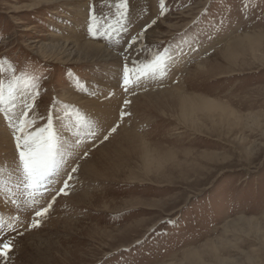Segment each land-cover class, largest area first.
I'll return each mask as SVG.
<instances>
[{
  "label": "rangeland",
  "instance_id": "374dc122",
  "mask_svg": "<svg viewBox=\"0 0 264 264\" xmlns=\"http://www.w3.org/2000/svg\"><path fill=\"white\" fill-rule=\"evenodd\" d=\"M117 2L85 0L83 12H76L82 3L75 0H0V83L6 84L15 69L29 89L39 84L46 90L38 101L42 115L53 98L67 106L66 110L58 107L56 111L69 126L79 119L74 113L86 108L84 104H70L67 100L71 95L93 94L89 100H97L91 107L112 100L114 95L110 94L120 89L133 95L131 90L139 84L138 74L142 75L139 81L171 74L169 78L177 87L185 81L180 80L178 72L196 71L190 63L182 64L179 70L178 63L208 49L207 55L200 58L209 59L212 74L188 77L185 89L199 101L209 100L210 105L165 103L154 110L152 106H135V101H143L144 97L145 101L146 95L131 100L128 125L132 126L131 121L142 123L141 130L137 128L141 141L131 145L135 150L131 152L132 148L127 147L128 154L114 157L120 161L114 173L108 170L110 165L103 167L106 162H101L102 151L90 155L100 165H96L97 170L107 172V176L96 180V184L90 181L88 188L71 192L82 181L76 179L67 189L68 195L57 196L55 202L65 198L57 206L54 202L42 220L37 218L40 226L35 231L23 225L17 228L16 214L9 227L11 222L2 215L0 242L11 240L13 248L7 258H0V264H264V0H163L164 15L159 12L161 0H130L132 23L123 38L115 32L110 37L105 35V20L116 24ZM93 6L95 22L89 19ZM157 16V23L143 39L128 49V42L143 23ZM75 19L81 25L72 28ZM98 26L99 33L93 35ZM79 30L85 32L84 40L88 35L96 46L115 54L110 66H121L118 81L122 80L121 54L127 53L130 60L136 61L128 65L127 92L122 83L118 88L104 84L106 69L100 55L88 61H84V55L78 56L79 42L74 37ZM40 48L42 54L38 53ZM223 49H230L231 56L226 55L221 63ZM165 50L170 57L169 70L161 76L160 68L150 62ZM120 106L117 115L128 107L123 101ZM91 112L88 109L86 114ZM83 118L84 114L79 126L71 128L72 134L65 135L68 142H64L63 151L68 163L76 145L74 135L84 142L82 148L92 144L90 151L112 137L109 129L104 134L108 138L103 136L95 143L101 136L94 122L84 123ZM0 119V129L10 132L0 153L4 156L0 155V168H8V175L4 169L1 178L11 184L8 176H12V170L6 168L9 165L5 157L10 158L14 150L12 130L3 117ZM117 138L109 145L116 146ZM79 161L71 163L69 170ZM62 176L63 184L67 173ZM88 179L83 178L84 185ZM2 206L10 214L9 207ZM34 216H30L29 224Z\"/></svg>",
  "mask_w": 264,
  "mask_h": 264
},
{
  "label": "snow or ice",
  "instance_id": "6c2138e0",
  "mask_svg": "<svg viewBox=\"0 0 264 264\" xmlns=\"http://www.w3.org/2000/svg\"><path fill=\"white\" fill-rule=\"evenodd\" d=\"M163 8L164 3L161 0L160 15H164ZM130 9V0H118L116 4L118 13L116 24L112 25L107 19L105 20V24L108 25L105 30L106 36L110 37L113 32L121 36V38L128 35L130 31L128 25L132 23ZM95 16L96 13L93 6L90 8L89 19L95 22ZM158 19L159 16L150 23L144 24L140 32L131 37L127 44L128 49H131L132 45L138 44L147 30L157 23ZM99 31L100 26L96 28L93 35H97ZM166 52L167 50H165V54L157 53L150 62V64H155L160 68L161 76L166 75L169 70L167 60L170 57L166 55ZM121 55L123 56L122 87L127 92L130 86V69L128 65L129 63L135 65L136 61L130 60L127 53H122ZM146 74L144 73V75ZM141 78L142 75L138 74L137 80L139 81ZM42 91L46 90L42 89L39 84L33 85L29 89V86L16 76L15 69H12V75L6 84L0 83V117H3L11 128L14 143L13 155L11 158L6 156L5 160L12 170V175L15 177L11 184H6L3 179H0V185H2L0 187V205L19 207L18 199L26 197L28 202L34 206L38 195L39 197H44L47 194L51 197V202L48 203L47 207L35 210L34 215L37 218H41L49 212L57 196L61 194L68 195L69 181L73 179L72 174L79 167L77 164L71 168L70 172H67L68 161L65 159L63 151V143L66 141L64 133L65 130H68L71 135L72 131L64 116L56 111L58 107L66 110L67 106H62L58 99L53 98L51 105L46 110V114L42 115L38 104ZM123 104L130 105L131 100L125 99ZM128 115H131V113L121 109L119 118L123 119ZM118 126L112 127L111 131L115 132ZM73 127H78V125L74 124ZM107 138L105 135L104 139ZM74 142L75 144L81 143L78 134L74 135ZM84 156H87V152L84 153ZM0 163H3V161H0ZM3 171L0 168V175H2ZM62 171L67 172V178L63 180V186L53 188L52 185H55L60 180ZM39 226L40 219H34L27 227L31 229ZM18 234L23 235V233ZM12 248L11 240L0 242V258H7Z\"/></svg>",
  "mask_w": 264,
  "mask_h": 264
},
{
  "label": "bare ground",
  "instance_id": "6f19581e",
  "mask_svg": "<svg viewBox=\"0 0 264 264\" xmlns=\"http://www.w3.org/2000/svg\"><path fill=\"white\" fill-rule=\"evenodd\" d=\"M77 3H82V2H85V0H75ZM78 5V4H77ZM85 5V4H84ZM83 5V3L82 4H79L77 7H78V9H76V12H78V11H80L79 9H81L82 10V12H83V9H84V6ZM78 10V11H77ZM82 12H81V14H82ZM86 12V8H85V11H84V13ZM83 13V14H84ZM81 16V15H80ZM84 16V15H83ZM83 16H82V18H83ZM86 17H87V14H85V18H84V20H86ZM67 18V17H66ZM78 19H75L74 21L76 22H74V24H73V27L72 28H74L76 25L79 27L81 24H79L78 22H79V20L77 21ZM151 21V18L150 19H148V21ZM147 21V22H148ZM146 22V23H147ZM78 23V24H77ZM146 23H143V24H146ZM149 23V22H148ZM142 24V25H143ZM141 25V26H142ZM77 26H76V28H77ZM140 26V27H141ZM138 27V26H137ZM140 27H138V28H140ZM136 29V28H135ZM82 32H84V31H80L79 30V32H75V34H76V37H74V38H77L78 39V42H79V44H77V46L79 47V52L77 53L78 54V56H81V55H84V61H88L87 60V58H90L91 57V59H93V57H94V55H100V58H102L103 59V64H104V66H105V69H106V75H105V78H104V80H102L103 82H104V84L106 85V86H110V87H114V88H118V86H119V83L121 84L122 82V80L121 81H118L119 80V74H120V71H119V68L121 67V66H119V65H117L116 63L115 64H111V66H110V63H112L111 61H113V59L112 58H114V56H115V54L114 53H112L109 49H104V48H101V47H98V46H96V45H98V44H96V43H93L91 40H90V37H88V35H87V38L88 39H85L84 40V34H83V36H82ZM71 33V32H70ZM85 33V32H84ZM85 37H86V35H85ZM67 38V37H66ZM69 38H70V36H69ZM73 38V37H72ZM241 40V39H240ZM239 40V41H240ZM67 42L68 43H71V41L70 40H67ZM67 42H66V46H67ZM74 42V41H73ZM30 44V43H29ZM34 44H36V43H34ZM68 46H70V44L68 45ZM99 46H101V45H99ZM37 47V46H36ZM37 48H39V47H37ZM65 48V47H64ZM54 50V49H53ZM211 50V49H210ZM39 51H41V48L38 50V53H40V54H42L41 52H39ZM209 52V50L207 49V50H205L204 52L203 51H201V53H195V54H193L192 56L190 55V57L189 58H187V57H185V59L182 61V63L181 62H179L178 63V66L180 67V69L179 70H181V65L182 64H187V63H190V66H195V69H196V71H192V70H188V72H186V71H180V72H178V74H180L181 75V77H180V80H185V81H181V83H182V85L181 84H178L179 86H177V87H175V85H177V84H174V79L173 80H171V78H169V77H171V74H167V76H165V77H162V78H158V77H152V79L154 78H156V80H158V81H156V80H154V81H152V79H146V80H143L142 79V81L140 80V81H137L139 84H138V87H137V85H136V83H135V86L136 87H133L134 89H132L131 90V92L132 93H134L133 95H135L134 97H133V95L132 94H124V93H122L121 92V89L118 91V92H115L114 94H110V95H114L113 96V98H112V100H103V101H105L103 104L102 103H99V102H97L96 104H94V106H90V105H92L93 104V102H95L96 100H97V97H94V98H92L91 100H89V98H90V96H92L93 94H90L89 96H87V97H79L77 94L76 95H71L70 97H69V100H67L68 102H70V104H76V106L78 105H80V104H84V105H82V106H85L86 108H84V109H82L84 112H82V111H80V112H75L74 113V115L75 116H79V119H74L75 121H72V122H70L69 123V128L71 129L72 127H73V125L75 124V125H78L79 126V123L78 122H80V121H82L81 120V116H83V114H84V116L86 117V118H83V121H84V123L85 122H87V121H91L92 120V123L94 122V124H95V127L97 128V130H95L97 133H99V136H101V138H99V139H95V143L96 142H98V141H100L101 139H102V137L104 136V134L107 132V130H109V129H111L114 125H115V123L117 124L118 123V127L116 128V131L115 132H113L112 133V137H109L108 139H107V141H105V142H103L102 144H100L99 146H97L96 148H92L93 150L92 151H90L89 149L91 148V145H89V144H87V146L86 147H84V148H82V145H80V144H83L84 142L83 141H81V143L80 144H76L77 145V147H76V145L73 147L74 149H73V157H71V161L68 163V165H67V172H70V165H71V163H73V162H75L76 160H80L79 161V169L77 170V173H75V174H72L73 175V179H72V182H70L69 184H70V186H73L75 183L74 182H76V179H82V181L79 183V185L77 186V183L75 184L76 186L74 187H72V190H71V192H73V190L75 191H78V190H82V189H85V188H88L89 187V185H90V181L93 183V184H96V180H99V178H103L104 179V177H106L107 176V172H104V174L103 173H101L99 170H97L98 168H97V166L96 165H98V166H100L99 164H97L96 162V160L94 159V157H92V156H90V155H92V154H94V152H97V153H100L101 151L103 152V161H101L102 163L103 162H106V164H105V166L103 165V167H106L107 165H110L109 166V168H108V170H112V172L114 173V171L115 170H117V168L119 167V163H120V161H119V163L114 159V157L118 154L119 156H122V155H124V154H128V151L126 150V148L128 147L129 149L130 148H132V146L131 145H133V143L134 142H136V141H141L140 139H138V126H140L139 127V129L141 128V125H142V123L139 121V123L137 124L136 122H138V121H134V122H132L131 121V124H132V126L131 125H128L129 124V122H130V118H129V115L128 116H125V118L124 119H118V115H117V111L119 110V108H122L120 105L122 104V101H124L125 99H128V100H133V101H135L136 99H137V97L138 96H141V95H146V99H145V101H144V98L142 99L143 101H135V106H137V108H142L143 109V107H153V109L155 110V109H157V110H160L162 107H164L165 105V103H167V104H170V103H175L176 105H182L183 107H186V105L187 104H189V105H191V104H195V103H197L198 105H200V106H204V107H208L209 105H210V101L209 100H207V99H203L202 101H199V100H197V99H195V97H194V94L192 95H190L189 93H187V89H185L186 87H185V85H186V83H187V78L189 77V79L193 76V75H197V74H201L202 76H204V74H210L211 73V71H212V66L211 67H208L209 65H210V61H209V59H201L200 57L202 56L203 57V55H207V53ZM222 53L223 54H221V55H219L220 56V58H221V63L223 62V60L225 59V58H227L226 57V55H230L231 56V51H230V49H229V51L227 50H225V49H223L222 50ZM76 54V55H77ZM55 55V54H54ZM209 55H211V54H209ZM217 55V54H216ZM46 56V55H45ZM69 56H72V54L70 53V55ZM52 58H53V56H51ZM116 57V56H115ZM79 59L81 60V58L79 57ZM78 59V60H79ZM116 59V58H115ZM201 59V60H200ZM193 61H195V63L193 64V65H191V63L193 62ZM209 61V62H208ZM116 62V61H115ZM175 62V61H174ZM176 63V62H175ZM174 63V64H175ZM207 63L209 64V65H207ZM221 63H219V66H221L220 64ZM119 64V63H118ZM103 66V67H104ZM189 66V67H190ZM111 69V70H107V69ZM176 68V67H175ZM191 68V67H190ZM192 69H193V67H192ZM121 70V69H120ZM154 70H155V68H154ZM220 70V69H219ZM108 71V72H107ZM176 71H178L177 69H176ZM104 72V71H103ZM182 72V73H181ZM194 73V74H193ZM227 73H229V72H227ZM212 74V73H211ZM144 75V74H143ZM148 75V74H147ZM174 77V76H173ZM149 80V81H148ZM152 81V82H151ZM189 82V81H188ZM111 84V85H110ZM133 86V85H132ZM99 88H102V87H99ZM130 88V87H129ZM132 88V87H131ZM148 88V89H147ZM107 89V88H106ZM110 89V88H109ZM83 90V89H82ZM89 90V89H88ZM101 91H102V89H100ZM115 90H118V89H115ZM104 91V90H103ZM112 91V90H111ZM110 91V92H111ZM113 91H114V89H113ZM73 92H75V90H73ZM124 92V91H123ZM154 92V93H153ZM84 92H82L81 94H83ZM86 93V92H85ZM87 93H89V92H87ZM109 94V93H108ZM124 94V95H123ZM152 94H154L155 96L153 97V98H151V96H152ZM98 95V94H97ZM101 95V94H100ZM129 95V96H128ZM94 96V95H93ZM127 96L129 97V98H127ZM100 97H102V95L100 96ZM100 97H98V101H99V99H101ZM142 97V96H141ZM88 98V99H87ZM201 99V98H200ZM140 100V99H139ZM69 104V105H70ZM74 104V105H75ZM149 105V106H148ZM135 106H132V107H135ZM89 107H91V108H89ZM129 105H128V107H126L125 108V110L124 111H126V112H129L130 113V109H129ZM151 107V108H152ZM80 108H81V106H80ZM212 107H210V109H211ZM88 109H92V115L90 114H86L87 113V110ZM121 110V109H120ZM190 110H191V112H192V108H191V106H190ZM90 111V110H89ZM89 111H88V113H89ZM66 112V111H65ZM82 113V114H81ZM68 117V116H67ZM92 117H94V120L92 119ZM65 119V118H64ZM1 120V119H0ZM133 120V119H132ZM136 120V119H135ZM138 120V119H137ZM5 121V120H4ZM90 121H89V123H90ZM2 122V121H1ZM3 123V122H2ZM81 123V122H80ZM91 123V124H92ZM1 124V123H0ZM4 125V124H3ZM90 125V124H89ZM89 125H87V127L89 126ZM81 127H85V126H81ZM91 127V126H90ZM107 128V129H106ZM77 129V128H76ZM86 129V128H85ZM106 129V130H105ZM94 130V129H93ZM141 130V129H140ZM104 131V132H103ZM94 132V131H93ZM10 133V132H9ZM9 133H8V129H6V128H2V129H0V140L1 141H3V142H1L0 141V153H3V147L2 146H4L6 143H7V141H8V139H7V137H9L10 138V135H9ZM96 133V134H97ZM115 133V134H114ZM12 134V133H11ZM66 134H69V133H67L66 131H65V135ZM118 136V138L116 139L117 141H115V144H116V146H114V147H112L111 145H109L110 143V140H112L113 141V139L114 138H116ZM82 138V137H81ZM86 138V137H85ZM81 140V139H80ZM88 140V139H87ZM111 141V142H112ZM68 142V140H66V142L65 143H67ZM2 143V144H1ZM65 143L63 144V145H65ZM70 143V142H69ZM141 143V142H140ZM73 144V143H72ZM135 144V143H134ZM94 145V144H93ZM143 145V144H142ZM126 146V147H125ZM1 147H2V149H1ZM10 147V145L8 146V148ZM111 147L112 148H114V149H112L111 150ZM137 148V147H136ZM10 149V148H9ZM68 149V148H67ZM84 150L83 152H81L82 150ZM125 149V150H124ZM143 149H145V150H147L144 146H142V150ZM72 149H70V151H71ZM107 150V151H106ZM133 150H135V148L133 147L132 148V150H131V152L133 151ZM136 150H138V149H136ZM141 150V149H140ZM11 151V150H10ZM86 151H88V155H87V157H85V158H82V156L84 155L83 153L84 152H86ZM80 152V153H79ZM101 152V153H102ZM8 153V152H7ZM96 153V154H97ZM79 154V155H78ZM130 154V153H129ZM1 156H3V154H0ZM13 155V152L11 153L10 152V154H9V156H10V158H11V156ZM101 156H98L99 158L101 157ZM4 157V156H3ZM7 157H8V155H7ZM67 156H65V158H66ZM76 159H75V158ZM101 157V158H102ZM78 158V159H77ZM100 158V159H101ZM123 158V157H122ZM96 159H98V158H96ZM4 160V159H3ZM5 161V160H4ZM78 162V161H77ZM77 165V164H76ZM121 165V164H120ZM7 167H9V166H6V168ZM101 168V167H100ZM5 169V168H4ZM3 169V170H4ZM8 169V168H7ZM7 169H5V172L4 173H6L7 174ZM9 169L11 170V168L9 167ZM119 169V168H118ZM63 172V171H62ZM67 172H64L63 174L61 173V175H66V173ZM10 174V173H9ZM11 174H12V171H11ZM79 174V175H78ZM8 175V174H7ZM62 176V177H63ZM5 177H7L6 175H5ZM9 178H8V180L10 181V183H12L13 181H14V179H15V177L12 175L11 177L10 176H8ZM0 178H1V175H0ZM83 178L84 179H88L89 180V183H86L85 185H84V180H83ZM2 179V178H1ZM102 179V180H103ZM64 180V179H63ZM61 185L63 186V184H62V180H61V178H60V180L55 184V185H52V187L53 188H58V187H61ZM74 188V189H73ZM18 196H19V193H18ZM48 198V199H47ZM65 198V197H64ZM64 198H62V199H58V201H56L55 202V206H57V204H58V202L59 201H62ZM26 199V197H20L19 199H18V205H19V208H17L16 206H12V205H7L6 207L8 208L9 207V210H8V212H10V214L9 213H7V210H3V207L4 206H2V205H0V217H2V215H3V219L4 218H6L7 220L6 221H10L11 222V226L9 225V227H12V225L14 224L13 223V221H17V220H19L18 222H19V225L18 226H16L17 228H21V225H23V226H25L26 228H27V226L29 225V222H30V220L29 219H31V217L30 216H32V215H34V212H35V210H37V209H39V208H42V207H47V203L49 202V200L51 199V197L49 196V197H45V198H43V197H39V195L37 196V202H36V204L33 206L30 202H28V200H25ZM20 203H22V204H20ZM47 204V205H46ZM1 207H2V210H1ZM54 208V207H53ZM16 214V216H19L18 217V219L16 218L15 220H11V217H14L13 215H15ZM15 216V217H16ZM28 217V218H27ZM44 217V216H43ZM43 217H41L40 219L42 220V218ZM26 218H27V220L28 221H26ZM34 218L35 219H37V217H35L34 216ZM25 222H27L26 224H25ZM7 223V222H6ZM16 227H14V228H16ZM37 228V227H36ZM36 228H32V230L33 231H35L34 229H36ZM29 232V231H28ZM37 232V231H36ZM3 234V233H2ZM2 234H0V236L2 235ZM29 234V233H28ZM21 236V235H20ZM1 241V240H0ZM9 264H10V262H9Z\"/></svg>",
  "mask_w": 264,
  "mask_h": 264
}]
</instances>
